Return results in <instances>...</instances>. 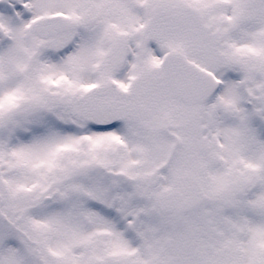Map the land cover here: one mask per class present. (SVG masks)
I'll return each instance as SVG.
<instances>
[{
    "label": "snow or ice",
    "instance_id": "1",
    "mask_svg": "<svg viewBox=\"0 0 264 264\" xmlns=\"http://www.w3.org/2000/svg\"><path fill=\"white\" fill-rule=\"evenodd\" d=\"M0 264H264V0H0Z\"/></svg>",
    "mask_w": 264,
    "mask_h": 264
}]
</instances>
